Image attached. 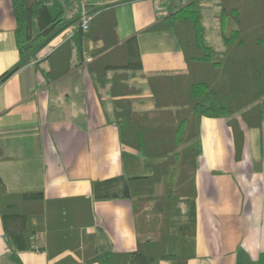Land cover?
<instances>
[{"label":"crops","instance_id":"obj_1","mask_svg":"<svg viewBox=\"0 0 264 264\" xmlns=\"http://www.w3.org/2000/svg\"><path fill=\"white\" fill-rule=\"evenodd\" d=\"M92 1L97 11L115 8L121 41L137 37L143 68L131 82L142 92L134 95L132 105L135 110L154 109L146 76L186 72L187 62L170 30L148 28L180 1ZM78 11L77 1L70 0L64 24L21 58L13 2L0 0V76L17 68L0 82V177L7 192L40 190L51 199L90 198L93 223L85 233L100 252H128L153 236L136 229V218L148 203L131 198L128 178L136 172L151 174L154 159L145 158L138 168L122 157L124 150L136 152L121 142L111 98L97 88L86 66L102 40L85 39V62L74 64L59 80L49 79L47 57L73 33ZM217 14L218 7L206 2L207 38L223 50ZM245 132L237 158L227 119L202 118L195 255L187 264H264V135L258 127ZM45 243L40 232L32 249H18L4 233L0 217V264H50L41 249Z\"/></svg>","mask_w":264,"mask_h":264},{"label":"trees","instance_id":"obj_2","mask_svg":"<svg viewBox=\"0 0 264 264\" xmlns=\"http://www.w3.org/2000/svg\"><path fill=\"white\" fill-rule=\"evenodd\" d=\"M12 2L16 43L25 58L64 24L70 0ZM206 2L218 7L223 50L207 38ZM155 29L174 34L187 71L146 76L154 109L133 108L134 95L142 87L131 79L142 70V57L136 36L119 39L114 7L98 11L87 29L77 24L48 55L46 70L51 81L63 78L74 64L85 62V39L103 41L86 66L97 88L111 98L121 142L136 152L124 150L123 159L138 168L145 158L154 159L151 174L136 172L128 178L131 198L148 203L136 218V229L153 236L139 241L132 251L100 252L85 233L93 223L90 198L51 199L40 190L7 192L0 177V217L4 233L18 249H32L43 232L46 243L41 249L50 264H187L195 255L202 118L227 119L237 158L246 128L258 127L264 135V0H180L148 28ZM16 69L3 73L0 82Z\"/></svg>","mask_w":264,"mask_h":264},{"label":"built area","instance_id":"obj_3","mask_svg":"<svg viewBox=\"0 0 264 264\" xmlns=\"http://www.w3.org/2000/svg\"><path fill=\"white\" fill-rule=\"evenodd\" d=\"M79 9V19L78 24H80L84 29L88 28L90 21L93 19L94 15L98 12L94 8L92 0H76ZM70 34L69 36H71Z\"/></svg>","mask_w":264,"mask_h":264},{"label":"rangeland","instance_id":"obj_4","mask_svg":"<svg viewBox=\"0 0 264 264\" xmlns=\"http://www.w3.org/2000/svg\"><path fill=\"white\" fill-rule=\"evenodd\" d=\"M180 1V0H179Z\"/></svg>","mask_w":264,"mask_h":264}]
</instances>
